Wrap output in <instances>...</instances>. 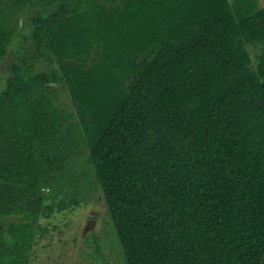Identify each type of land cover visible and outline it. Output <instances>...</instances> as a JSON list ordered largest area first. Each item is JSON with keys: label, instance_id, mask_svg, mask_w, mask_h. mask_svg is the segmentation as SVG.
Instances as JSON below:
<instances>
[{"label": "trees", "instance_id": "1", "mask_svg": "<svg viewBox=\"0 0 264 264\" xmlns=\"http://www.w3.org/2000/svg\"><path fill=\"white\" fill-rule=\"evenodd\" d=\"M2 3L0 264L95 186L126 264H264L258 0Z\"/></svg>", "mask_w": 264, "mask_h": 264}, {"label": "rangeland", "instance_id": "2", "mask_svg": "<svg viewBox=\"0 0 264 264\" xmlns=\"http://www.w3.org/2000/svg\"><path fill=\"white\" fill-rule=\"evenodd\" d=\"M13 1L0 0V7L4 6L2 2L11 4ZM258 2L261 7L264 6V0ZM29 9L32 14L34 7L30 6ZM30 14L28 13L25 18H29ZM20 15L16 16V20ZM22 19L20 18V25ZM24 32L28 34L26 29ZM16 36L13 43L19 40V35ZM15 47L12 44L8 57L4 59V65L0 70L2 73H9V66L15 59L13 53ZM32 49V42L28 39L25 52L31 55ZM252 52L255 53L256 49H252ZM35 63L37 71L44 68V65L38 67L36 61ZM3 84L4 79H1L0 87ZM58 97L61 106L73 108L70 95L65 88L58 90ZM87 155L85 150L75 155L80 177H85L86 169H90L86 163ZM41 223L48 231L38 239L30 264H126L99 186H95L93 193L87 195L86 200L79 206L57 211L50 218H43Z\"/></svg>", "mask_w": 264, "mask_h": 264}]
</instances>
